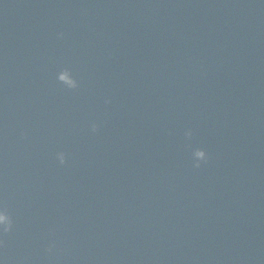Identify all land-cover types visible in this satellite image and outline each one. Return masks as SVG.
<instances>
[{
  "label": "water",
  "instance_id": "95a60500",
  "mask_svg": "<svg viewBox=\"0 0 264 264\" xmlns=\"http://www.w3.org/2000/svg\"><path fill=\"white\" fill-rule=\"evenodd\" d=\"M0 211V264H264V0H0Z\"/></svg>",
  "mask_w": 264,
  "mask_h": 264
},
{
  "label": "clouds",
  "instance_id": "9594fccd",
  "mask_svg": "<svg viewBox=\"0 0 264 264\" xmlns=\"http://www.w3.org/2000/svg\"><path fill=\"white\" fill-rule=\"evenodd\" d=\"M98 128V125H93V130L95 131ZM58 159L61 164L66 162V156L63 152L58 154ZM207 159V155L204 158V161ZM196 167H200V163L196 164ZM0 229H2L3 233H10L13 229V220L7 214V212L0 211ZM4 240L0 239V248L4 247ZM51 251V249H49Z\"/></svg>",
  "mask_w": 264,
  "mask_h": 264
}]
</instances>
